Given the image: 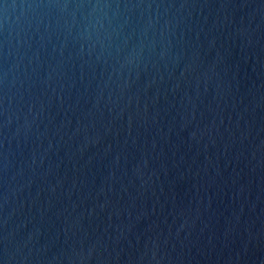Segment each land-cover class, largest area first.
Instances as JSON below:
<instances>
[{
    "label": "water",
    "instance_id": "water-1",
    "mask_svg": "<svg viewBox=\"0 0 264 264\" xmlns=\"http://www.w3.org/2000/svg\"><path fill=\"white\" fill-rule=\"evenodd\" d=\"M0 264H264V0H0Z\"/></svg>",
    "mask_w": 264,
    "mask_h": 264
}]
</instances>
